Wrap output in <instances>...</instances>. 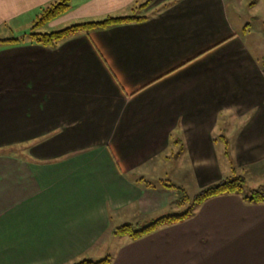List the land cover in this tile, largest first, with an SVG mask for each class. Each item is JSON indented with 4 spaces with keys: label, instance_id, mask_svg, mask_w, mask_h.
Masks as SVG:
<instances>
[{
    "label": "crops",
    "instance_id": "1",
    "mask_svg": "<svg viewBox=\"0 0 264 264\" xmlns=\"http://www.w3.org/2000/svg\"><path fill=\"white\" fill-rule=\"evenodd\" d=\"M59 1L0 0V31ZM239 2L71 0L42 28L148 20L55 49L0 45V264L98 262L111 241V264H264V204L238 195L137 241L115 235L180 214L164 181L199 194L264 179V54L232 21Z\"/></svg>",
    "mask_w": 264,
    "mask_h": 264
},
{
    "label": "trees",
    "instance_id": "2",
    "mask_svg": "<svg viewBox=\"0 0 264 264\" xmlns=\"http://www.w3.org/2000/svg\"><path fill=\"white\" fill-rule=\"evenodd\" d=\"M147 6L148 4L140 7L139 10H144L147 8ZM70 9L71 0H60L42 13L31 32L25 38L0 40V45H15L23 43L25 40H29L31 43L55 49L60 43L71 39L82 32L107 30L112 27L142 23L148 20V18L140 17L137 15V13H135L125 17H108L102 21L80 23L51 33L39 32L42 27L66 14L70 11ZM161 185H163L165 188L179 190L181 194V200L178 205L180 207H187V210L181 214L162 217L143 227H136L131 224L124 225L116 230L115 235L121 237L127 236L132 241H137L147 235L155 233L158 229L164 226L174 225L188 220L195 215L196 211L203 204L217 197L238 195L248 203L256 205L264 204V186L246 191V179L243 176L238 175L226 178L215 185L203 189L193 198L188 196L183 189L177 188V186L171 184L170 182L164 181L161 183ZM76 264H111V259L108 257L107 259L98 262L85 260Z\"/></svg>",
    "mask_w": 264,
    "mask_h": 264
},
{
    "label": "rangeland",
    "instance_id": "3",
    "mask_svg": "<svg viewBox=\"0 0 264 264\" xmlns=\"http://www.w3.org/2000/svg\"><path fill=\"white\" fill-rule=\"evenodd\" d=\"M59 1V0H58ZM230 15L232 18V21L239 27L246 26V28L250 29L247 34H244V36L247 37L248 44L254 51V53L257 56H262L264 54V0H240L239 5L237 7V10L234 9L233 6H231L230 9ZM41 17V16H40ZM40 17H37L34 19L33 23L31 24L30 21L27 20H22L19 22L17 25L10 24L9 27L2 28V31H0V40H8V39H20L21 37L27 36L38 19ZM80 23H85V22H78ZM77 24V23H76ZM75 24V25H76ZM74 24H67L65 27H61L58 29H46V28H41L39 32L45 33V32H55V31H60L63 29H66ZM243 35V34H242ZM230 121L229 118L223 117L222 118V124L226 123L228 124ZM221 134L218 132L216 136H220ZM218 146L221 150L223 149V142L219 138L218 140ZM21 149V148H20ZM220 150V151H221ZM21 151V150H20ZM1 154H8V149L6 152L1 153ZM175 165H173V168H178L179 171L181 172L184 168L183 165L180 163V161L177 162V160L174 162ZM180 164V165H178ZM228 163H223L224 166H226ZM232 176V175H231ZM238 176H243L242 174H239ZM190 187L184 186V189L186 190L187 194L193 198L195 195L198 193L196 192V189L189 184ZM264 186V179L260 180L259 182H254L247 180L246 181V191H250L252 189H257L259 187ZM183 210H181L178 213H184L187 210V207H183ZM177 213V212H174ZM116 245L114 244V241H111L109 244H107L102 251L107 253V256H104L103 258H97L100 259L99 261H102L104 259H107L110 257L112 261V256L115 253Z\"/></svg>",
    "mask_w": 264,
    "mask_h": 264
}]
</instances>
